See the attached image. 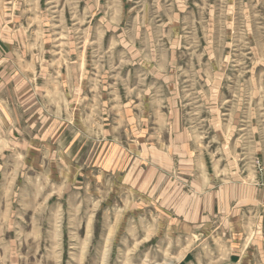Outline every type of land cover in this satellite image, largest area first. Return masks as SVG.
Instances as JSON below:
<instances>
[{
  "label": "rangeland",
  "instance_id": "1",
  "mask_svg": "<svg viewBox=\"0 0 264 264\" xmlns=\"http://www.w3.org/2000/svg\"><path fill=\"white\" fill-rule=\"evenodd\" d=\"M17 1L0 264H264V0Z\"/></svg>",
  "mask_w": 264,
  "mask_h": 264
},
{
  "label": "crops",
  "instance_id": "2",
  "mask_svg": "<svg viewBox=\"0 0 264 264\" xmlns=\"http://www.w3.org/2000/svg\"><path fill=\"white\" fill-rule=\"evenodd\" d=\"M20 9L21 1L0 0V79L7 76V71L9 77L13 75L15 40L22 34ZM3 86L0 81V88Z\"/></svg>",
  "mask_w": 264,
  "mask_h": 264
}]
</instances>
